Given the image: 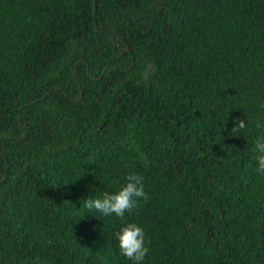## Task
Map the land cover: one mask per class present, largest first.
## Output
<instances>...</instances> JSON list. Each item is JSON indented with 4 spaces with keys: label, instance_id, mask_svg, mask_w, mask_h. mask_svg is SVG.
Instances as JSON below:
<instances>
[{
    "label": "trees",
    "instance_id": "16d2710c",
    "mask_svg": "<svg viewBox=\"0 0 264 264\" xmlns=\"http://www.w3.org/2000/svg\"><path fill=\"white\" fill-rule=\"evenodd\" d=\"M262 104L264 0H0V264H264Z\"/></svg>",
    "mask_w": 264,
    "mask_h": 264
},
{
    "label": "clouds",
    "instance_id": "9594fccd",
    "mask_svg": "<svg viewBox=\"0 0 264 264\" xmlns=\"http://www.w3.org/2000/svg\"><path fill=\"white\" fill-rule=\"evenodd\" d=\"M261 108L264 109V104L261 105ZM255 126L258 130H261V134L253 141L252 151L256 153L257 172L264 174V124L257 121ZM246 127L247 122L244 119H237L233 122L230 131L235 132ZM140 199L145 202L149 199L144 190V178L132 173L125 177V183L116 192L104 191L97 198L89 197L84 200L82 207L89 212L95 210L105 217L114 214L116 217L123 219L126 213H132L137 209ZM115 237L118 240L121 255L133 261V264H142L149 253V248L145 246L144 230L136 223H126L115 233Z\"/></svg>",
    "mask_w": 264,
    "mask_h": 264
},
{
    "label": "water",
    "instance_id": "95a60500",
    "mask_svg": "<svg viewBox=\"0 0 264 264\" xmlns=\"http://www.w3.org/2000/svg\"><path fill=\"white\" fill-rule=\"evenodd\" d=\"M95 16H96V2H95ZM128 50H129V48L125 49V51H128ZM125 51H124V53H125Z\"/></svg>",
    "mask_w": 264,
    "mask_h": 264
}]
</instances>
